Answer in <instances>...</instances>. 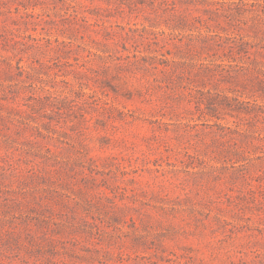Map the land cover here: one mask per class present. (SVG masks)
I'll return each instance as SVG.
<instances>
[{"label":"rangeland","instance_id":"obj_1","mask_svg":"<svg viewBox=\"0 0 264 264\" xmlns=\"http://www.w3.org/2000/svg\"><path fill=\"white\" fill-rule=\"evenodd\" d=\"M0 264H264V0H0Z\"/></svg>","mask_w":264,"mask_h":264},{"label":"trees","instance_id":"obj_2","mask_svg":"<svg viewBox=\"0 0 264 264\" xmlns=\"http://www.w3.org/2000/svg\"><path fill=\"white\" fill-rule=\"evenodd\" d=\"M78 72H80V71H78Z\"/></svg>","mask_w":264,"mask_h":264}]
</instances>
